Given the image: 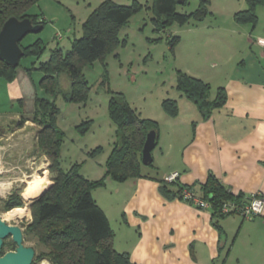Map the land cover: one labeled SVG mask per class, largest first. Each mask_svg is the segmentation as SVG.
Listing matches in <instances>:
<instances>
[{
    "label": "crops",
    "instance_id": "obj_1",
    "mask_svg": "<svg viewBox=\"0 0 264 264\" xmlns=\"http://www.w3.org/2000/svg\"><path fill=\"white\" fill-rule=\"evenodd\" d=\"M246 7L245 0H241L237 6L224 9L220 23L204 20L210 63L184 69L210 83L215 89L212 98L218 88H224L225 105L205 117L179 92L175 99L179 114H163V120L175 121V128L170 139L161 144L159 160L155 150L162 139L161 119L144 117L159 125L153 172L145 166L144 177L124 182H111L110 178L112 190L106 205L95 199L115 232V248L127 252L134 264H264V210L250 219L239 214L214 216L212 208H198L171 197L162 188L166 175L179 172L178 184L193 186L200 196L201 185L211 175L234 194L259 191L264 196V6L257 9L256 26L236 21L235 14ZM71 42L63 49L68 50ZM28 68H18L13 81L0 78V89L6 90L13 106L9 115H0V123L6 120L15 126L0 133V138L6 136L8 141L26 129L34 127L36 133L39 129L31 118L36 97L45 94L39 85L41 78L36 77L38 70ZM23 117L27 120L20 126ZM186 117V125L181 127ZM176 183L167 186L176 191ZM44 261L51 264L46 258Z\"/></svg>",
    "mask_w": 264,
    "mask_h": 264
},
{
    "label": "trees",
    "instance_id": "obj_2",
    "mask_svg": "<svg viewBox=\"0 0 264 264\" xmlns=\"http://www.w3.org/2000/svg\"><path fill=\"white\" fill-rule=\"evenodd\" d=\"M40 0H0V31L10 17L23 19L30 17L34 23L43 24L45 20L39 14L31 12V8ZM185 2V0H184ZM247 7L235 14L236 21L250 23L256 26L258 22L257 9L264 6V0H245ZM144 4L133 0L131 4H120L114 0H103L94 8L82 25V35L75 37L68 50L61 47L51 49L48 60H41L46 52L45 42L37 38L30 44L20 45L24 54L18 66L14 67L0 59V78L13 81L17 70L22 66L23 58L33 59L28 70H38L43 73L39 85L43 96L35 100V112L32 121L39 125L36 133L34 154L46 156L49 160L50 180L52 184L30 204L31 222L25 230V238L33 235L44 246L37 252L32 264L48 259L51 264H134L127 252L115 248V232L104 210L96 202L92 191L105 186V179L92 180L82 172V163H74L64 168L61 147L65 138L64 130L57 126L59 108L55 98L59 95L67 101L78 102L88 98L89 87L83 73L84 68L97 60L117 50L121 44L120 32L130 19L147 7L153 13V22L158 30L177 22L185 24L189 15L177 11L179 0H150ZM210 0H201L198 9L193 13L197 21H202L209 12ZM24 39V38H23ZM179 39V38H178ZM175 41V39H174ZM173 41V43H174ZM178 41V40H177ZM36 68H33L37 64ZM26 67V66H23ZM67 75L70 88L66 91L60 85V77ZM107 84V78H105ZM177 88L183 95L193 101L205 117H209L215 109L221 108L227 101L224 88H218L214 98L211 96L210 83L180 71L177 77ZM165 112L176 117L179 114L178 102L175 99H165L162 102ZM109 116L116 126V142L108 157L107 175L118 182L132 178L144 177L142 148L147 134L151 130L159 134L158 122L144 118L124 97L117 98L115 94L109 100ZM27 119L21 118L20 126ZM79 124L78 129L83 126ZM88 120L82 132L90 129ZM163 191L177 198L184 188L196 192L193 186L178 184L176 191L168 188V182L162 180ZM173 184V183H171ZM200 196L210 204L213 215L229 216L235 214L222 213L225 202L242 203L247 200L245 194H234L216 176L211 175L205 184L201 185ZM197 193V192H196ZM24 200L19 192L11 193L3 201L7 211L24 207ZM29 214V210H28ZM16 244L5 240L3 253L15 249ZM8 248V249H7Z\"/></svg>",
    "mask_w": 264,
    "mask_h": 264
},
{
    "label": "rangeland",
    "instance_id": "obj_3",
    "mask_svg": "<svg viewBox=\"0 0 264 264\" xmlns=\"http://www.w3.org/2000/svg\"><path fill=\"white\" fill-rule=\"evenodd\" d=\"M102 1L40 0L31 8V12L43 16L45 27L39 33L28 34L22 43L27 45L37 38H42L47 50L41 59L47 60L51 55V49L57 46L64 48L75 37L82 35L83 22ZM114 1L128 5L133 0ZM140 1L151 4L150 0ZM240 1L210 0L209 12L202 21H197L193 14L201 0L179 2L177 11L189 15L188 22L185 24L175 22L160 30L154 25L152 19L154 13L147 7L143 8L121 30V44L117 50L108 54L105 59L97 60L84 68L83 73L89 87L88 98L78 102L67 101L63 95L55 98L56 106L59 108L57 126L65 132L61 147L63 167L69 168L76 162L82 163L81 172L84 175L96 180L104 178L105 186L92 191L95 199L101 204L106 205V197L112 190L108 181L111 177L106 174V164L117 140V128L109 116L110 97L113 93L117 98L124 97L142 117L154 116L161 119L162 139L155 150L156 160H159V148L170 139L171 130L175 128V121L172 123L163 120L166 116L163 115L165 112L162 108L163 100L179 97L181 91L177 88V77L180 71L184 72L186 66L206 67L210 63L209 44L204 42L203 21L212 22L215 19L220 23L224 9L228 6H237ZM32 61L33 59L23 58L21 67L31 66ZM42 75V72H36L38 80ZM105 78L108 81L104 85ZM69 82L67 75L60 77L63 90L67 91L70 88ZM214 91L212 88L211 96ZM12 107L6 90L0 89V115L3 117L9 115L7 112L11 111ZM88 120L91 121L90 129L82 132L81 128L87 126ZM186 121L187 117L183 118L179 125L184 127ZM83 123L80 129L76 127ZM11 126H14L11 121L4 120L0 123V133L11 131ZM7 127L10 129L7 130ZM33 128L26 129L19 137H12L13 140L8 141L6 136L0 138V188H2L0 217L4 218L6 213L3 201L11 193L19 192L25 204L24 207H20L24 217L7 222L19 225L24 231L32 220L30 204L52 184L47 166L48 158L34 154L36 130ZM146 168L152 171L154 167ZM39 179H44V182L40 183ZM35 180L38 188L32 194H28L27 188ZM113 181L115 180L112 179L111 182ZM7 240L11 241L12 238L9 237ZM25 245L34 247L37 252L44 250V246L33 235L25 239ZM42 261L36 264H42Z\"/></svg>",
    "mask_w": 264,
    "mask_h": 264
},
{
    "label": "water",
    "instance_id": "obj_4",
    "mask_svg": "<svg viewBox=\"0 0 264 264\" xmlns=\"http://www.w3.org/2000/svg\"><path fill=\"white\" fill-rule=\"evenodd\" d=\"M179 2L182 3L184 0H179ZM43 28V24L34 23L30 17L23 19L15 16L10 17L3 24L0 31V59L11 66H18L24 54L20 42L28 34L39 33ZM156 145L157 133L155 130H151L147 134L142 148V162L144 165H149L153 162V150ZM9 237L16 244V249L3 253L4 242ZM35 255V248L24 243L23 228L16 224H9L0 217V264H32Z\"/></svg>",
    "mask_w": 264,
    "mask_h": 264
},
{
    "label": "built area",
    "instance_id": "obj_5",
    "mask_svg": "<svg viewBox=\"0 0 264 264\" xmlns=\"http://www.w3.org/2000/svg\"><path fill=\"white\" fill-rule=\"evenodd\" d=\"M264 45V40L262 41ZM180 177L179 172H172L165 176V181L168 183L177 182ZM178 198L187 201L194 206L207 209L210 208V204L201 198L195 191L188 188H184L178 194ZM264 210V196L262 192H255L247 196V200L238 203L234 201L225 202L222 205V213L224 214H239L244 218H254L263 213Z\"/></svg>",
    "mask_w": 264,
    "mask_h": 264
},
{
    "label": "bare ground",
    "instance_id": "obj_6",
    "mask_svg": "<svg viewBox=\"0 0 264 264\" xmlns=\"http://www.w3.org/2000/svg\"><path fill=\"white\" fill-rule=\"evenodd\" d=\"M39 180H40V183H42V181L44 182V179H39ZM35 181H32L30 183V187L27 188V190H29L28 194H32V192H34L38 188L37 181L36 182ZM0 187H1V185H0ZM2 187H3V184H2ZM0 189L2 190V188H0ZM23 217H24V212L22 211V209L16 208V209H13V210H10V211H7L6 213H4L3 220L10 221V220L18 219V218H23ZM42 264H49V263L47 261H44Z\"/></svg>",
    "mask_w": 264,
    "mask_h": 264
},
{
    "label": "flooded vegetation",
    "instance_id": "obj_7",
    "mask_svg": "<svg viewBox=\"0 0 264 264\" xmlns=\"http://www.w3.org/2000/svg\"><path fill=\"white\" fill-rule=\"evenodd\" d=\"M25 239H26V238H25V231H24V243H25ZM15 249H16V247H15ZM15 249H13V250H15ZM35 250H36V249H35ZM35 256H36V255H35Z\"/></svg>",
    "mask_w": 264,
    "mask_h": 264
}]
</instances>
